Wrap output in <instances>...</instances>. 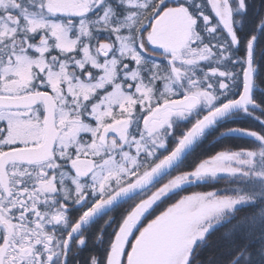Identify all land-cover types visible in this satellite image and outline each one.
I'll return each mask as SVG.
<instances>
[{"label":"snow or ice","instance_id":"obj_1","mask_svg":"<svg viewBox=\"0 0 264 264\" xmlns=\"http://www.w3.org/2000/svg\"><path fill=\"white\" fill-rule=\"evenodd\" d=\"M0 264H264V0H0Z\"/></svg>","mask_w":264,"mask_h":264},{"label":"trees","instance_id":"obj_2","mask_svg":"<svg viewBox=\"0 0 264 264\" xmlns=\"http://www.w3.org/2000/svg\"><path fill=\"white\" fill-rule=\"evenodd\" d=\"M231 123H232V124H236V123H239V122H237V121H232ZM223 126H224V125H218L216 129H214L212 132L209 133V136H214V135H216V133L219 131V129H220L221 127H223ZM240 126H244L243 123H240Z\"/></svg>","mask_w":264,"mask_h":264}]
</instances>
